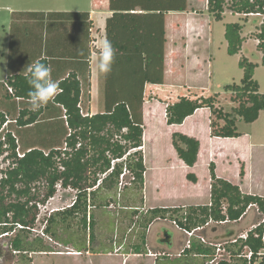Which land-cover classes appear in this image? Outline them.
<instances>
[{
	"label": "trees",
	"instance_id": "trees-1",
	"mask_svg": "<svg viewBox=\"0 0 264 264\" xmlns=\"http://www.w3.org/2000/svg\"><path fill=\"white\" fill-rule=\"evenodd\" d=\"M131 7L142 12L136 19V24L140 23L141 35L133 49L127 48L129 45L125 40L122 45L115 44V48L118 47L120 51L115 52L112 71L102 75L104 110L93 115L85 113L81 104L82 84L75 76L59 83L61 91L54 101L65 109L68 124L66 138L60 147L48 151L41 148L22 150L16 134L4 127L9 120L0 111V156L8 150L12 158L11 166L7 169L8 176L0 179V235L14 231V236L8 237L13 252L25 257L31 252H55L45 236L56 243L63 239L60 237L62 230H69L74 224L84 233L82 239L81 235L72 233L70 239L73 238L74 243L81 246L87 242L94 243L93 229L96 224L93 210L110 206L108 197L122 190L121 180L127 174L131 175L129 184L137 189L138 194L143 193L146 171L142 150L145 87L147 83L162 84L164 81L165 16L170 11H186L188 0H131ZM227 9L245 17L264 16V0H208V10L216 20H222ZM243 28L244 24L240 22H230L225 26L230 55L239 53L243 47ZM258 29L254 38L258 40L257 47L263 54L264 65V17ZM134 34H122V38H131ZM39 61L49 66L47 60ZM239 65L244 71L241 82L225 86L226 91L236 93L234 101L237 106L231 112L217 105V93L184 95L167 106L168 124H181L196 110L210 108L218 122L224 121V124L211 122L212 136H241L238 120L252 123L259 118L260 112L264 110V92L260 91V83L255 79L258 63L242 56ZM9 82L16 97L29 100L30 86L24 74L12 76ZM37 117L33 115L24 120V116H20L16 123L24 126L34 123ZM173 145L188 166L195 165L200 149L197 138L175 132ZM19 147L25 154L22 158L17 155ZM215 169V164L211 163L210 205L157 207L146 212L141 210V206L123 205L131 209L130 218L135 219V230H138L139 242L133 244L136 253H147V231L157 218L171 219L182 229L192 230L206 226L209 222L238 221L252 205H256L264 214L263 196L242 192L239 185L218 177ZM241 175H244V169ZM187 176L189 180L197 181L195 174L189 173ZM44 180L47 182L45 191L40 187V182ZM58 183L64 189L72 188L75 191L76 202L46 216L45 236L31 237L34 233L30 232V228L38 219L37 203L41 201L42 191L47 199L56 193ZM140 201L143 203V196ZM18 224L24 228H18ZM247 234V238L236 237L237 241H233L234 237L226 239L224 247L229 258H221L217 264H255L259 258L264 264V219ZM207 253L209 256L215 252L208 250Z\"/></svg>",
	"mask_w": 264,
	"mask_h": 264
},
{
	"label": "crops",
	"instance_id": "crops-1",
	"mask_svg": "<svg viewBox=\"0 0 264 264\" xmlns=\"http://www.w3.org/2000/svg\"><path fill=\"white\" fill-rule=\"evenodd\" d=\"M63 2L64 5L61 2L56 4V7L43 9L15 10L10 5L0 7L10 13L11 23L15 26L13 28V25L11 27L10 24L7 43L3 49H0V62L2 63L0 65V111L8 117L9 121L6 129L16 134L22 150L41 148L48 151L52 148L60 147L66 138L68 124L66 122L65 109L54 100L39 111H31L29 100L16 97L14 93L9 91L7 86L12 87L9 78L14 75H23V71L28 64L36 60L45 59L49 62L51 76L54 81L60 83L70 76H75L81 81V104L84 106L86 114L93 115L102 112L105 103L103 90L101 89L103 74L96 70L95 63L90 58L93 53L98 55L96 45L104 40H109L116 52L120 51V49L118 47L115 48V44L122 45L125 40L131 46L127 48L133 49V46L139 42L138 36L141 35L140 23L137 22L136 24V19H139L137 15L142 12L138 8L132 9L131 0H64ZM113 2L114 5L112 4ZM65 3H68V5H65ZM189 6L188 1L187 8ZM16 13L25 14L17 15ZM34 13L37 14L34 15ZM51 13H54V15L50 16ZM179 16H186V11H170L165 16L164 81L162 84L147 83L145 87L146 101L143 105L144 133L142 145L146 167L145 187L143 190V203L141 202L135 206H141V210L146 212L157 207L186 208L189 206L210 205L212 185L209 172L211 163L215 164L218 177L238 184L244 193L261 194L264 197L261 192L251 191L250 189L246 191L244 184L247 183L249 176L251 179V171L246 168V161L240 165L241 168L237 179H233L220 171L221 161L225 163V160L229 159L228 162L236 166L237 163L242 162L241 158L247 160L243 157L241 149L245 144L248 152L255 148L256 144L253 142L254 139H251V134L241 132V136L249 137V140L244 145L238 143L232 147H224V142L236 143L241 136H212L211 122L213 112L210 108L196 110L194 114L187 117L181 124H168L167 122L166 106L169 104L170 96L180 94L177 93V89H181L182 84L186 86L191 84L189 83V76L196 77L204 76L205 73L208 74L209 71L206 64L208 59L211 60V54L208 59L205 57L203 60V56L200 57L199 55L200 48L197 46L199 42L207 40L206 30L200 28L193 32L190 31V27L184 26L185 22L180 23L176 20V17ZM131 33L136 34L131 38H122V34L128 35ZM195 35L198 36L196 37ZM28 39L29 43L27 44ZM242 49L240 52H242ZM187 89L188 91L186 89L182 90V92H185L181 94L182 96L198 94L191 92L192 88L190 86H187ZM217 94L220 95V93ZM205 113L209 117L208 139H204L201 133L200 136L198 135L199 129L203 128L204 125L202 118ZM262 113L263 110L260 115ZM33 115H38L34 123L24 126L17 125L16 122L20 116H24V120H26ZM239 121L243 120L239 119ZM175 132L187 134L200 141L198 160L194 166H188L179 157L173 145V133ZM164 135L171 140L170 150L174 156L168 158V163L164 160L161 161L164 164H158L160 162L158 159L157 161L154 160V169H157L156 173H154L155 178L149 179L146 151L148 146L156 147L158 143H161L160 139ZM261 144L263 143L261 142ZM175 165H184L186 170L185 178L182 175L181 179L182 187L179 185L173 187V182L157 181L162 175L164 176L163 179L171 181L172 177L170 174L174 171L173 167ZM204 166L206 170L208 168V181H206L205 190L202 189L203 186L199 177V172ZM242 167L244 168L243 176L241 175ZM167 172L168 175L166 174ZM189 173L195 174L197 181H188L187 175ZM165 176L167 177L165 178ZM149 183H152L155 188L156 198L152 204H149L148 201ZM203 191L209 197L207 202H199L197 200V198H201ZM256 209L257 211L259 210L256 205H252L240 220L225 221L222 224L239 223L246 219L244 227L248 228L254 222L255 213H257ZM99 224L100 222L97 223L98 226ZM211 225L212 236L206 237L205 234L208 232L206 230ZM135 229L137 228L135 227ZM251 229L249 228L247 232ZM117 231L119 232V228L118 230L116 228ZM99 232L101 231L99 230ZM135 232L132 236L134 238L128 244L125 242L121 243L120 238L111 243L110 240L102 238V235L96 240L97 245H94V247L89 242L86 245H78L74 243L73 238L69 240V237L65 238L69 241L59 239L56 243L65 249H69L68 251L63 249L55 252H31L28 257L23 256V258L28 261V264H37L35 259L39 255L44 256L47 253H53L75 257L86 256L87 258L85 259L90 258L92 262L95 256L105 255L107 258L114 259L116 261L115 264H211L210 260L212 258L209 257L212 255L208 256L207 252L208 250L215 251V248L203 243L197 236L190 237L184 229L171 219L157 218L150 224L146 238L147 253H136L133 250V244L139 242L137 239L138 230H135ZM197 233L204 236L207 240L222 242L223 238L226 239L228 237L227 239H229L231 238L229 236L235 232L232 230L228 232L230 234H223L219 226L215 225L214 222H210L209 225L205 226L203 230H198ZM207 235H209V232ZM233 237H236V235H233ZM188 240H191L190 247H188ZM122 246H124L123 251H121ZM11 251L9 240L0 244V258L11 254ZM12 261L14 262V259ZM107 264L109 263L107 262Z\"/></svg>",
	"mask_w": 264,
	"mask_h": 264
},
{
	"label": "rangeland",
	"instance_id": "rangeland-1",
	"mask_svg": "<svg viewBox=\"0 0 264 264\" xmlns=\"http://www.w3.org/2000/svg\"><path fill=\"white\" fill-rule=\"evenodd\" d=\"M64 0H0V7L10 5L13 6L15 10L19 9H43V8H48V7H56V4H62L64 5ZM189 1V8L186 10V16H179L176 17V20L179 21L180 23H184V26L190 27V31H195L196 29L203 28L206 30L207 34V40L206 41H201L197 46L200 48L199 55L200 57L203 56V60L205 57L208 59V56L211 54V60H207V69L209 73H205L204 76H196L192 77L189 76V83H191L190 88H192L191 92H196L198 94H204V95H211L215 93H220V98L218 96V106L222 107L225 111L231 112L234 106H237V102L234 101V97L236 96L235 92L232 91H226L224 89V86L227 84H233V83H240L241 79L243 78L244 71L239 65L240 58L242 56H246L249 58L250 61L258 63V66L255 70V79L260 83V90L264 92V65L262 64V57L263 54L262 52L258 49L257 47V40L254 38L256 33L258 32V27L262 23L263 20V15H251L248 17H245L244 15L241 14H235L232 13L230 10H226L224 17L222 20H216L214 15L208 10V0H188ZM65 5H68V3H65ZM183 21V22H182ZM12 18L10 16V13L7 12L5 9L0 8V49H3L4 45L7 43L8 40V31L9 27L11 24V27L13 25V28H15L14 24L11 23ZM230 22H240L244 24L242 36L245 37L244 41V47L242 49V52L235 54V55H230L227 50V40L225 38V26L227 23ZM187 23V24H186ZM12 31V30H11ZM196 37L198 35H195ZM30 39V38H29ZM29 39L27 40V44L29 43ZM204 39V38H203ZM28 47V46H27ZM197 50V49H196ZM30 52V50H28ZM203 62V61H202ZM2 63L0 62V65ZM103 77V76H102ZM185 80V78H184ZM183 80V81H184ZM182 82V81H181ZM193 83V84H192ZM187 86L182 84L181 89H177V93L180 94H173L170 96L171 98L169 99V104L176 102L185 92H182L183 89H187ZM101 89L103 90V95L105 93V88H104V79L101 80ZM161 101H164L160 99ZM167 102V101H166ZM168 104V105H169ZM167 105V106H168ZM166 106V109H167ZM208 115L207 113L203 114V128L199 129L198 135L200 136V133L203 135L202 137L209 138L208 134V127H209V122H208ZM212 121H216L217 123L224 124V121H217L216 115L213 113L212 116ZM8 123L4 125L6 128ZM238 129L240 132H245L251 134V139L253 138V142L256 144L255 148L252 149L251 151L248 152V148L245 143L249 140V137H244L241 136V138L236 142V143H231V142H224V147H232L236 144H245L244 147L241 149L243 157L246 158L247 160L241 158V163L235 164H230L228 160L221 161V167L220 171L221 173L223 172L226 175H229L231 178L237 179V175L240 171V165L246 161V168H248L251 171V179L249 176V179L247 183L244 184V187L246 191L249 189L255 190L256 192H261L264 194V110L261 115H259V118L257 121L254 123H246L244 121H239L238 124ZM0 136H2L0 134ZM1 140H3L1 138ZM170 138L165 137V135L160 139L161 143H158L156 147H149L146 151V162H147V157H148V176L149 179L155 178V174L157 169H154V163L153 161H160L158 164H164L165 161L168 163V158L171 156H174L172 151L170 150ZM261 142L263 144H261ZM3 157V156H1ZM4 165L6 166L8 164L7 160L4 159ZM228 163V164H227ZM174 171L171 172L170 176L171 181L169 179H163L164 176L162 175L157 179V181H166V182H173V187L176 185H179L182 187V177L184 176L185 178V173L186 170L184 169V165H175ZM242 169H244L242 167ZM210 173V172H209ZM168 175V172L166 173ZM183 175V176H182ZM208 168L206 170L205 166L200 170L199 172V177L200 181L202 184V189L205 190V184L206 181H208ZM167 176H165L166 178ZM122 177H120V180ZM131 180V175L127 174L126 178L121 180V183L123 182V185L120 186L122 187L121 191H116L114 196L108 197V200L110 201V206L105 208H100V209H95L94 211V216H95V228L93 229L94 232V239L95 241L99 239L100 235L101 237L110 240L111 243L114 241H117L119 238L121 239V243H129L132 241L134 237L135 232V219L130 218L131 217V209L124 207L123 205H139L141 203L140 197L144 195V192H140L138 194L137 189L133 187L132 185L129 184V181ZM190 181L189 179H187ZM47 182L44 180L40 182V187H42V190L45 191V185ZM121 185V184H120ZM125 185V186H124ZM152 183H149V189H148V201L149 204L154 203L155 201V188L152 186ZM238 185V184H237ZM124 186V187H123ZM40 196V200L38 203L42 204L40 207L41 211L38 208V203H37V208L39 211V217L33 225V228L35 231H30L34 234L31 235V237H34L35 235L43 236L42 231L45 228L46 221L45 218L48 215V212L50 210H53V208L57 207H62L67 204H69L74 197V194L70 190H62L54 198H47L45 199V194L43 193ZM251 193V192H250ZM145 194H146V189H145ZM261 195V194H259ZM135 196V197H134ZM262 196V195H261ZM147 198V196H145ZM201 199V200H200ZM209 199L208 195L202 193L201 198H197L199 202H207ZM107 200V201H108ZM196 200V201H197ZM99 201V199H98ZM147 202V199H146ZM102 203V202H101ZM119 204L121 206H119ZM255 213V218L254 222L251 224V226H248V228L244 227L246 219L239 223H220L218 224L217 222L214 224L219 226L221 232L224 234H227L230 231H234L235 233L232 234L229 237H233V235H236V237H239L241 234H246L248 233L247 230L249 228H253L254 226H257L259 222H261L264 219V214L260 212L259 210L257 211L256 209ZM133 220V221H132ZM100 222L99 226L97 223ZM114 225V226H113ZM211 227L212 225L208 228V232L206 237L212 236L211 233ZM116 228L119 232H116ZM18 229V228H17ZM115 229V230H114ZM140 231H141V226H140ZM61 230V229H60ZM99 230L101 232H99ZM88 234L90 233V230L87 231ZM72 233H77V236L81 235L84 236L83 231L78 229V226L74 224L71 229H63L62 233L60 235L61 238L65 239L68 238L70 239ZM205 233V232H204ZM14 231L10 236H14ZM230 234V233H228ZM1 237L0 235V244L2 242L8 241V237ZM74 239L76 236L73 234ZM47 242L53 246V250L59 251L65 249L63 246L59 245L58 243H53L49 239L48 236H45ZM228 237H226L227 239ZM222 242L225 244L226 239L223 238ZM97 242V241H96ZM92 241V243L96 246L97 243ZM82 243V242H81ZM83 244V243H82ZM93 245V247H94ZM128 246V245H126ZM225 246H228L227 244ZM75 248V247H74ZM69 249H65V251H68ZM124 250V246L121 247V251ZM215 252V251H213ZM264 253V250L262 251ZM223 257L222 258H229V253L228 251H223L222 252ZM23 254L20 253H13L11 251V254L2 256L0 258V264H28V261L24 260ZM164 256V255H162ZM214 256L212 255L209 258H213ZM86 256H72V255H60V254H53V253H47L44 256L39 255L35 261L37 264H115L116 261L111 258H107L105 255L104 256H95L94 261L92 262V259L90 261ZM14 259V262L12 261ZM24 260V261H23ZM32 264V263H29ZM144 264V263H141ZM255 264H261V258L257 260Z\"/></svg>",
	"mask_w": 264,
	"mask_h": 264
},
{
	"label": "clouds",
	"instance_id": "clouds-1",
	"mask_svg": "<svg viewBox=\"0 0 264 264\" xmlns=\"http://www.w3.org/2000/svg\"><path fill=\"white\" fill-rule=\"evenodd\" d=\"M96 48L98 55L91 54V61L100 74L107 75L112 71L115 49L109 40L97 44ZM23 72L30 86L28 103L31 111H39L60 94L59 83L52 79L51 68L39 60L28 64Z\"/></svg>",
	"mask_w": 264,
	"mask_h": 264
},
{
	"label": "built area",
	"instance_id": "built-area-1",
	"mask_svg": "<svg viewBox=\"0 0 264 264\" xmlns=\"http://www.w3.org/2000/svg\"><path fill=\"white\" fill-rule=\"evenodd\" d=\"M8 88H9V91L11 92V93H13L14 92V90H13V88L12 87H9V86H7ZM6 125V124H5ZM4 140H5V138H4ZM7 146V145H6ZM17 155H18V157L19 158H22V157H24V152H22L21 150H20V147L19 148H17ZM1 156H3V157H1ZM0 156V179H2V178H6L7 176H8V174H7V169H8V167L9 166H11V163H12V158L10 157V152L8 151V150H6L5 152H3L2 153V155ZM4 159H6L7 160V162H8V164L5 166L4 165V162L5 161H3ZM13 166H14V164H13ZM56 188H57V191H56V193L53 195V196H51L50 198H54L56 195H57V193H59L60 191H62V190H65V191H67V190H70V191H72L73 192V194H74V197H73V200L69 203V204H67V205H65V206H62V207H57V208H53V210H50L49 212H48V215H50L52 212H54V211H56V210H59V209H64V208H66V207H70V206H72L75 202H76V195H75V191L72 189V188H67V189H64L63 187H62V185L60 184V183H58L57 185H56ZM42 204H39L38 203V208H39V210L41 211V206ZM40 214V213H39ZM39 214H38V217H39ZM175 224H177L175 221H173ZM210 224V222L209 223H207V225H209ZM206 225V226H207ZM204 227L205 226H201V227H198V228H195V229H192V230H185L186 232H187V234L190 236V237H193V236H197L203 243H206V244H208V245H210V246H213L215 249H216V251H215V253L213 254V258L210 260V263L211 264H217L218 263V261L223 257V254H222V252L223 251H226V249H225V247H224V243L223 242H220V241H214V240H207L204 236H201V235H199L198 233H197V231L198 230H203L204 229ZM18 228H24V226L22 225V224H18ZM29 228V227H28ZM31 230H33V231H35V229L34 228H30ZM12 233H8V232H6V233H4V234H2L1 235V237H7V236H10ZM42 235L43 236H45V234H44V232L42 231ZM247 233L246 234H241L239 237H241V238H247ZM233 241H237V238L236 237H234L233 238ZM191 246V240H188V247H190ZM14 253H17L16 251H14Z\"/></svg>",
	"mask_w": 264,
	"mask_h": 264
},
{
	"label": "flooded vegetation",
	"instance_id": "flooded-vegetation-1",
	"mask_svg": "<svg viewBox=\"0 0 264 264\" xmlns=\"http://www.w3.org/2000/svg\"><path fill=\"white\" fill-rule=\"evenodd\" d=\"M167 236H168V235H167ZM165 238H166V237H165ZM165 238H164V239H165Z\"/></svg>",
	"mask_w": 264,
	"mask_h": 264
},
{
	"label": "water",
	"instance_id": "water-1",
	"mask_svg": "<svg viewBox=\"0 0 264 264\" xmlns=\"http://www.w3.org/2000/svg\"><path fill=\"white\" fill-rule=\"evenodd\" d=\"M168 235V234H167ZM168 240V239H167Z\"/></svg>",
	"mask_w": 264,
	"mask_h": 264
}]
</instances>
